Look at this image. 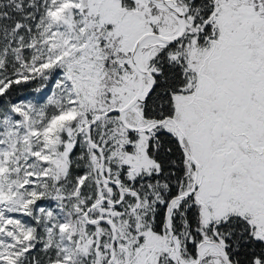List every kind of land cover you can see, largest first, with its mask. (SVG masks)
<instances>
[{"label":"snow or ice","instance_id":"snow-or-ice-1","mask_svg":"<svg viewBox=\"0 0 264 264\" xmlns=\"http://www.w3.org/2000/svg\"><path fill=\"white\" fill-rule=\"evenodd\" d=\"M0 264H264V0H0Z\"/></svg>","mask_w":264,"mask_h":264}]
</instances>
